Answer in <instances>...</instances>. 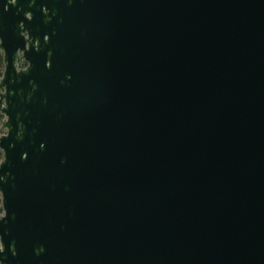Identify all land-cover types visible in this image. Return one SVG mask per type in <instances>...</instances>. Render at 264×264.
Instances as JSON below:
<instances>
[{
    "label": "water",
    "instance_id": "water-1",
    "mask_svg": "<svg viewBox=\"0 0 264 264\" xmlns=\"http://www.w3.org/2000/svg\"><path fill=\"white\" fill-rule=\"evenodd\" d=\"M0 264H264V0H0Z\"/></svg>",
    "mask_w": 264,
    "mask_h": 264
},
{
    "label": "trees",
    "instance_id": "trees-1",
    "mask_svg": "<svg viewBox=\"0 0 264 264\" xmlns=\"http://www.w3.org/2000/svg\"><path fill=\"white\" fill-rule=\"evenodd\" d=\"M2 71H3V63H2V55L0 54V77L2 76ZM0 118L2 117L0 116ZM1 158H2V154L0 152V160ZM0 204H1V200H0ZM0 213H1V208H0Z\"/></svg>",
    "mask_w": 264,
    "mask_h": 264
},
{
    "label": "rangeland",
    "instance_id": "rangeland-1",
    "mask_svg": "<svg viewBox=\"0 0 264 264\" xmlns=\"http://www.w3.org/2000/svg\"><path fill=\"white\" fill-rule=\"evenodd\" d=\"M0 208H1V204H0ZM1 213H2V210H1ZM1 213H0V214H1Z\"/></svg>",
    "mask_w": 264,
    "mask_h": 264
}]
</instances>
